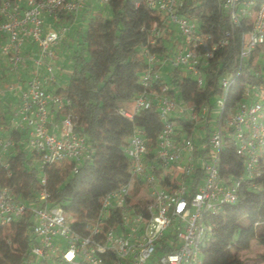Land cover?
<instances>
[{"label": "built area", "instance_id": "1", "mask_svg": "<svg viewBox=\"0 0 264 264\" xmlns=\"http://www.w3.org/2000/svg\"><path fill=\"white\" fill-rule=\"evenodd\" d=\"M111 1L0 0V76L8 79L0 87V99L8 94L18 98L9 126L0 122V164L5 169L9 163L3 160L15 145L11 131L20 129L28 131L27 146L39 156L42 169L68 163L78 172L90 160V146L77 131L70 100L50 89L59 84L61 71L55 48L78 14ZM186 1L146 0L148 9L179 33L183 47L160 60L157 50L165 29L152 28L140 48L147 66L140 79L143 89L133 100V111L121 114L133 123L137 114L156 105L163 127L153 151L146 146L144 130L135 128L124 149L131 180L102 197L87 233L74 230L65 210L51 205L46 177L33 203L17 201L10 186L0 189V229L28 210L33 213L35 243L29 264H204L203 249L216 229L213 216L237 202L244 178H254L264 148V86L248 85L235 112L223 119L228 92L244 67H258L256 76L264 81V0H215L229 28L213 42L200 31L198 17L182 13ZM67 16H75L73 23L64 21ZM230 44L237 49L234 70L220 79L223 96L215 99L213 108L177 102L168 94L170 87L160 84L162 74L156 68L161 61V66L183 70L199 89L204 87V69ZM254 53L261 54V63ZM214 111L220 117L208 144L196 146L197 131L193 137L180 134L176 118L205 127ZM226 130L237 154L245 158L241 178L221 171ZM198 169L203 175L192 194Z\"/></svg>", "mask_w": 264, "mask_h": 264}, {"label": "trees", "instance_id": "2", "mask_svg": "<svg viewBox=\"0 0 264 264\" xmlns=\"http://www.w3.org/2000/svg\"><path fill=\"white\" fill-rule=\"evenodd\" d=\"M109 8V16L97 11L87 22L86 30L77 32L81 34L80 49L73 58L70 82L54 90L70 100L69 111L77 119L78 133L88 141L90 160L81 164L78 172H73L74 166L68 163L37 168L39 156L28 148L27 134L16 130L11 131L15 145L3 160L9 167L5 169L0 164V189L10 186L17 201L35 202L42 189L41 179L46 177L51 205L61 206L74 230L82 233H87L96 222L102 197L131 180V163L124 149L135 128L144 130L150 151L158 145L163 125L156 105L137 114L133 123L121 114L143 89L140 79L147 66L140 48L149 40L153 27L165 29L157 50L159 59L175 53L169 47L174 30L169 29L161 14L148 9L146 0H112ZM87 11L88 8L84 10ZM182 13L198 17L200 31L211 42L221 39L229 28L215 0H187ZM74 19L75 16H67L64 21L73 23ZM248 27L245 25L244 31ZM236 51L230 44L215 53L204 69L205 85L200 89L181 69H169L166 76L162 75L160 84L170 87L168 94L177 102L213 108L215 99L223 96L220 79L234 70ZM160 68L161 63L156 69ZM256 72H261L258 67L241 70L228 92L223 119L235 112L248 85L264 86L263 78L256 76ZM6 108L0 99V122L9 126ZM217 116L216 125L220 117ZM176 121L180 134L188 137L205 129L207 133L198 135L196 146L208 144L212 130L209 122L199 127L188 119L176 118ZM225 133L221 171L227 177L241 178L245 176V158L237 154L231 131ZM202 175L198 169L192 194ZM213 220L216 229L203 249L204 264H245L243 255L254 252L264 264V148L254 178H244L237 202L224 206ZM33 226L34 216L28 210L0 229V264H29L35 243ZM256 245L259 251L255 250Z\"/></svg>", "mask_w": 264, "mask_h": 264}, {"label": "rangeland", "instance_id": "3", "mask_svg": "<svg viewBox=\"0 0 264 264\" xmlns=\"http://www.w3.org/2000/svg\"><path fill=\"white\" fill-rule=\"evenodd\" d=\"M97 11H102L105 16L110 15V8L109 6L105 7H99V6H94V8L89 9L87 12H81L77 16V22L74 24L70 25V30L67 34V37L59 44L56 48L55 51L58 55L59 63H60V68L61 71L57 72V77L60 79V84L57 85V88L61 85L65 86L70 82V77L73 71V58L75 53L80 49L79 42H80V37L81 34L77 33L80 29L84 32L87 28V22L89 21L90 17L96 13ZM174 31H171V36L176 42L174 43V47H172L175 51L180 50L183 45L179 44L180 42V35L177 31H175V28H173ZM171 42V41H169ZM172 43H170L169 47H171ZM173 46V45H172ZM256 58L258 59V62L261 63V54L259 53H254ZM161 63V61L159 62ZM165 66V65H162ZM15 97L16 95L12 94L11 99H6L3 102V105L6 106L7 108L5 109L8 119L11 117L14 109H15ZM133 102L129 103L126 107L129 111H133ZM217 113L214 111L212 113L211 119L209 120L210 127L214 129L216 123H217ZM200 134H205L207 131L204 129L197 130V133ZM198 139L196 138V141ZM37 168L40 166L37 164ZM134 187L131 190V195L134 196ZM174 237V236H173ZM259 247L256 245L255 250L259 251ZM243 260L245 264H263L256 256L255 252L254 253H247L243 255Z\"/></svg>", "mask_w": 264, "mask_h": 264}, {"label": "crops", "instance_id": "4", "mask_svg": "<svg viewBox=\"0 0 264 264\" xmlns=\"http://www.w3.org/2000/svg\"><path fill=\"white\" fill-rule=\"evenodd\" d=\"M171 30H174L173 28L171 29ZM174 38V37H173ZM172 38V40H171V42H169V44L170 43H172V41H174L173 42V46H174V43L176 42V40H174ZM179 44H181V42H178ZM182 45V44H181ZM172 45H171V48L173 47ZM59 66H60V63H59ZM170 68H169V66H161V68H160V72H161V74L162 75H164V76H166V74H167V72H168V70H169ZM0 75H2L3 76V74H0ZM5 75V74H4ZM2 76H0V87H3L4 85H5V83L6 82H8V79L7 80H3V77ZM58 82H59V84H60V79L58 78ZM60 87V86H59ZM58 87V88H59ZM51 90H56L57 89V86H55V87H52V88H50ZM11 95L12 94H8L6 97H4V98H1V103L3 104V102L6 100V99H11ZM12 100V99H11ZM13 101H15L14 103L16 104L15 105V109H16V107H17V105H18V98H17V96L15 97V100H13ZM14 109V110H15ZM14 112V111H13ZM12 116V115H11ZM11 118V117H10ZM10 118L8 119V120H10ZM20 131H22V132H25L26 134H28V131L26 130V129H20ZM199 135H200V132H199ZM28 136V135H27Z\"/></svg>", "mask_w": 264, "mask_h": 264}]
</instances>
